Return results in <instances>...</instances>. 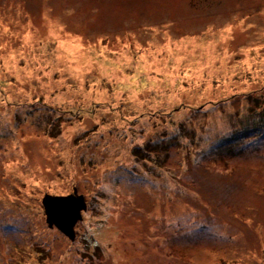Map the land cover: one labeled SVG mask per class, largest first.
<instances>
[{"label": "rangeland", "instance_id": "1", "mask_svg": "<svg viewBox=\"0 0 264 264\" xmlns=\"http://www.w3.org/2000/svg\"><path fill=\"white\" fill-rule=\"evenodd\" d=\"M263 103L264 0H0V264H264Z\"/></svg>", "mask_w": 264, "mask_h": 264}, {"label": "water", "instance_id": "2", "mask_svg": "<svg viewBox=\"0 0 264 264\" xmlns=\"http://www.w3.org/2000/svg\"><path fill=\"white\" fill-rule=\"evenodd\" d=\"M46 221L50 227L56 226L70 239L76 237L75 224L82 219V210L87 203L83 194L75 188L69 195L45 194L42 199Z\"/></svg>", "mask_w": 264, "mask_h": 264}, {"label": "trees", "instance_id": "3", "mask_svg": "<svg viewBox=\"0 0 264 264\" xmlns=\"http://www.w3.org/2000/svg\"><path fill=\"white\" fill-rule=\"evenodd\" d=\"M2 22H3V20H2ZM256 99L258 100L259 98L256 97ZM257 108H261V105L259 104V106H257ZM263 110H264V108L261 111L254 110L251 113V109L249 108V113H251L255 117V124L253 126H251V122H250V124L248 125V127L246 129H244L242 131L238 130L239 133H237L238 131H234V130H232L230 133H226V135L223 137L224 142L226 144H229V142L232 140H235L239 137H241V139H242L243 137H247L253 133H255V135L260 134L259 136L264 135V111ZM247 121H250V119H248ZM151 141L153 142V144L150 146V142H147L146 143L147 147L150 146V148H152L156 144L164 142L161 140L156 141V142H154L153 140H151ZM239 146H241V145H239Z\"/></svg>", "mask_w": 264, "mask_h": 264}]
</instances>
